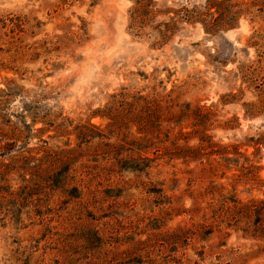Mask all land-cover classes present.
<instances>
[{"label": "rangeland", "instance_id": "rangeland-1", "mask_svg": "<svg viewBox=\"0 0 264 264\" xmlns=\"http://www.w3.org/2000/svg\"><path fill=\"white\" fill-rule=\"evenodd\" d=\"M136 8L0 0V264H264V0Z\"/></svg>", "mask_w": 264, "mask_h": 264}, {"label": "trees", "instance_id": "trees-1", "mask_svg": "<svg viewBox=\"0 0 264 264\" xmlns=\"http://www.w3.org/2000/svg\"><path fill=\"white\" fill-rule=\"evenodd\" d=\"M149 0H135V3L137 4V10H141L144 9L147 5H148ZM61 159H58L55 157V159L53 160V162H60ZM53 164V163H52ZM68 165L66 166V164H61L60 165V169L52 172L54 175H58V180L59 183L61 184V186H63L64 184H66L68 178ZM129 168H131L132 170H141L139 169L137 166H129ZM65 191H67L68 195L70 197H74L77 198L79 196V189L76 186H71L69 189H65ZM262 203H264V201H262ZM254 206V205H253ZM253 212L255 214V218L254 219V224L256 226H258L259 224L261 225V228L264 229V219L262 220L260 217L263 215L262 210L264 212V208H253Z\"/></svg>", "mask_w": 264, "mask_h": 264}]
</instances>
